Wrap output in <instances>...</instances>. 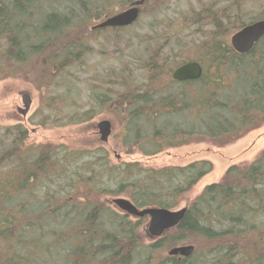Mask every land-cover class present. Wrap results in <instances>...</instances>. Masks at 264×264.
<instances>
[{"label": "trees", "instance_id": "16d2710c", "mask_svg": "<svg viewBox=\"0 0 264 264\" xmlns=\"http://www.w3.org/2000/svg\"><path fill=\"white\" fill-rule=\"evenodd\" d=\"M132 1L0 0V74L24 67L26 71L39 63L44 93L58 94L53 99L61 103L59 113L66 115L65 124L88 122L100 110L118 109V103L127 100L120 136L129 144L142 140L139 149L144 155L208 139L224 145L264 124V36L244 54L234 51L224 37L227 30L244 25L240 22L241 0H222L220 6L216 0H200L201 11L188 15L196 23L189 33L191 45L196 34L202 37L198 45L203 54L189 56L203 63L197 80L179 83L164 77L171 63L165 62L161 51L167 48L171 58L181 53L171 43L185 47L179 45L183 35L180 30L156 34L151 22L148 28H154L151 33L155 35L143 34L135 43L147 46L139 64L145 72L143 88H131V71L126 70L117 87L94 85L88 107L77 109L71 86L61 83L72 81V69L80 65L85 50L92 48L96 34L109 33L91 31L92 17ZM162 11L163 6L154 5L150 16ZM261 18L264 14L249 22ZM58 86H65L64 92L56 93ZM111 101L114 104L109 105ZM12 127L0 135V167L10 165L0 172V264H45L48 259L54 264H198L194 263L197 248L188 257L167 254L154 258L160 248L194 237L210 244L226 239L221 245L225 250L217 248L220 257L211 263L204 255L205 264H245L243 260L264 264V150L250 165L230 166L223 181L206 185L187 203L175 228L154 241L145 236L144 242L138 233L143 220H130L96 201L77 199L71 205L65 202L70 189L88 182L87 188L95 195L123 194L138 208L171 209L211 170L210 160L146 169L136 161L111 163L99 156L111 164L101 161L87 166L85 181L75 173L82 149L37 144L26 146V153H21L27 129L20 124ZM105 174L115 180L114 189L100 184ZM252 235L256 238L251 239ZM247 237L245 243L238 242ZM235 251L241 259L231 254Z\"/></svg>", "mask_w": 264, "mask_h": 264}, {"label": "rangeland", "instance_id": "374dc122", "mask_svg": "<svg viewBox=\"0 0 264 264\" xmlns=\"http://www.w3.org/2000/svg\"><path fill=\"white\" fill-rule=\"evenodd\" d=\"M222 4L223 2H220L219 6ZM125 5L126 4H122L119 7L116 6L114 11L123 8ZM169 7V10H166V7L160 14L156 12L155 16L141 17L138 23L125 30L119 32L112 31L107 35L96 34V37L93 38L90 43L92 48L85 50L86 53L81 57L80 65L77 69H72V81L64 80L66 83H61V85L66 84V86H71V96L73 94L72 99L73 102L75 101L77 103V109L83 110L88 107L86 101L90 100V90L94 85L97 87H117L118 83L123 82L126 70L131 71L129 76L132 79L128 81L130 84L132 83L131 88L136 89V86H139L141 89L143 88V85H145V72L139 67V64H141L140 59L144 58V47L146 45H135V43L140 41V36L143 34L154 36L155 33L151 32L155 27L157 30L156 34L165 35L169 33V31H175L173 25L169 26V21H172L179 11L185 13L188 8L195 10L199 9L200 0H177L176 2L172 0ZM240 8L242 16L240 22L247 23L250 21L251 17L264 14V0H241ZM101 17H92L91 23H96ZM151 22H153L155 26L153 29L147 31L148 29L145 28V26ZM156 30L154 29V31ZM233 31L234 28L227 30L224 37L229 40L230 34H232ZM184 32L188 31L184 30ZM192 38L193 37L190 36L187 45L182 48L171 43L175 51L176 48L182 51L181 53L176 52V55L172 58L168 57L167 48L162 50L161 56L166 55L165 62L172 63L183 54L194 57L201 56L203 51L201 44L198 45L202 39L201 33L194 36L193 45H191L193 42ZM145 48H147V46ZM24 69L25 67L17 68L10 71L11 73L9 74H0V135L3 134L4 128H13L12 126L20 124L27 129L28 133V137L24 143L25 146L22 145L19 149L21 153H26V146L37 144H47L52 147L64 146V148L69 150L73 148L82 149L83 156L77 160L78 166L75 168V173L76 177H78V175L84 176L82 178L85 181L87 166H97L101 161L106 162L105 159L109 160V162L111 161V163L136 161L146 169H161L172 165L182 166L201 159L210 160L212 164L211 170L184 194L182 201L176 206L182 207L186 206L188 202H191L200 194L206 185L223 181L226 176V170L230 166L245 167V165H250L264 150V124H262L238 139L224 145H219L208 139L166 148L155 155H144L139 149L142 140H136V142H130L129 144L127 142L125 143L120 136L124 130V116L122 112L124 110V103H126L127 100L120 101V103H118V109L106 107L100 110L92 120L88 122H83L81 124H65L67 120L66 115H61L59 113V106L61 103H57L56 100L53 99L58 97V94H56L55 97H51L44 93V78H40L43 71L42 66L35 62L31 65V68L27 67L26 71H24ZM123 70H125V72H123ZM64 88L65 86H58L56 93L64 92ZM23 91L29 92L32 97L31 108L24 117L16 112V106H22L20 93ZM119 91L121 92L124 90L120 89ZM112 104H114V101H111L109 105ZM102 119L111 121L113 127V134L108 142H100L93 139L94 126ZM13 132H17V130L15 129ZM4 143L7 145V139ZM99 156L105 159L100 160ZM111 163L107 164L106 162L107 165ZM8 167H10L9 164L0 167V172L2 173V171H5ZM87 183L85 185L78 184L75 187L77 192H74L73 189L75 188L70 189L72 192L68 193L65 202L73 205L77 199H80L81 202L90 200L113 208L114 206L110 203L112 196H125L123 194L114 196L101 193L95 195L87 188ZM100 184H102V187H107L109 189H114L116 186L115 180L110 179L108 176L106 177V174L101 177ZM138 233L142 241H147L142 226H139ZM255 236L258 237L259 235L256 234ZM262 237L264 236L262 235ZM250 238L254 239L256 237L252 235ZM250 238H241L238 242L245 243V239ZM199 239L200 238L194 237L180 243H191L195 246V249L197 248L194 263L205 264L204 255L208 256L212 263V258L215 256L220 257V254H216L217 248L225 250L221 245L223 240L226 239L218 241L217 243L215 241L214 244L202 242ZM206 248H208V252ZM169 249L170 247L160 248L161 251L154 252V258L166 256ZM209 251L211 252L209 253ZM231 254L236 255V260L241 259V254L237 253V251L231 252ZM249 257L254 259V255H250ZM243 263L247 264L246 260H243ZM45 264H54V261L48 259Z\"/></svg>", "mask_w": 264, "mask_h": 264}, {"label": "water", "instance_id": "95a60500", "mask_svg": "<svg viewBox=\"0 0 264 264\" xmlns=\"http://www.w3.org/2000/svg\"><path fill=\"white\" fill-rule=\"evenodd\" d=\"M137 4V3H136ZM138 7L131 6L117 14H114L95 27H121L132 24L138 16ZM264 36V18L244 24L234 31L230 37V46L234 51L240 54L248 53L254 45ZM202 74V67L196 61H190L178 66L172 73L175 80H194ZM23 107L19 110L24 114L28 111L31 104L30 95L22 94ZM98 126L101 129L102 139H106L110 132L109 121H101ZM110 203L119 211L129 214L131 217H147L145 230L150 238H159L171 231L182 219L186 207L165 208L159 206H146L138 208L127 197H113ZM195 246L193 244H182L171 247L167 254L171 256L188 257L193 254Z\"/></svg>", "mask_w": 264, "mask_h": 264}, {"label": "flooded vegetation", "instance_id": "af4514ba", "mask_svg": "<svg viewBox=\"0 0 264 264\" xmlns=\"http://www.w3.org/2000/svg\"><path fill=\"white\" fill-rule=\"evenodd\" d=\"M171 1L172 0H134V1H132V2H130V3H127L123 8H121V9H119V10H117V11H112V12H105L104 14H102V15H98V16H94V17H96V18H100L101 16V19L99 20V21H97L96 23H91V25H90V30L91 31H93V32H97V31H107V32H112V31H116V30H125V29H127V28H130L131 26H133V25H135L136 23H138V21L140 20V18L141 17H147V16H149L150 17V15H151V13H152V9H153V7H154V5L157 7V6H159V5H161V6H163V8H164V10H165V8H166V6H165V4H167L168 5V8L166 9V10H169L170 9V3H171ZM177 0H175V2H176ZM179 1H182V0H179ZM211 1H215V0H211ZM217 2H218V5H219V3L220 2H222V0H216ZM216 2V3H217ZM137 3V4H136ZM137 6L138 7V9H139V13H138V16H137V19L132 23V24H130V25H127V26H121V27H111V26H106V27H101V28H99V27H95L96 25H98L99 23H101L102 21H104L106 18H108V17H110V16H112V15H114V14H117V13H119V12H121V11H123V10H125V9H127V8H129V7H131V6ZM199 10L201 11V7H199V9H197V10H195V9H187L186 11H185V13H182V12H177V14H176V16L174 17V19H172V21H169V26H172L173 25V27H175L174 29L175 30H180L181 32H180V34H182L183 35V41H182V43L180 42L179 43V45H186L187 43H188V39H189V33H190V30L192 29H195V27H194V25H196V23H192V21H191V19H190V17H188V15L189 14H194V13H197V12H199ZM163 12V11H162ZM161 12V13H162ZM160 14V13H159ZM262 19V18H261ZM257 20H259V19H257ZM253 21H256V20H253ZM253 21H251V22H253ZM192 23V24H191ZM198 23V22H197ZM250 23V22H249ZM244 24H247V23H244ZM151 26V23H149L148 25H146L145 26V28H147L148 30L150 29V28H148V27H150ZM192 26V27H191ZM243 26V25H242ZM194 27V28H193ZM173 29V30H174ZM222 29V28H221ZM184 30H187L188 32H184ZM223 31V30H222ZM236 31V30H235ZM234 32V31H233ZM232 32V33H233ZM263 37V36H262ZM261 39V38H260ZM229 43H230V41H229ZM256 45V44H255ZM190 55H185V56H183V57H180L179 59H177V60H175L174 62H172L171 63V67H169V68H167V74H165L164 75V77L166 78V79H169V80H171V81H178L179 83H181V82H183V83H189L190 81H193V80H182V81H179V80H175V79H173V77H172V73H173V71L178 67V66H180V65H182L183 63H186V62H190V61H196V62H198L200 65H201V67H202V73H203V63H201L200 61H198L197 59H194V58H192V57H189ZM163 63H162V65L164 64L165 65V62L164 61H162ZM202 75V74H201ZM194 80H197V79H194ZM24 93H28L29 94V92H27V91H23V92H21L20 93V96L22 97V94H24ZM30 95V94H29ZM30 99H31V104H30V106H29V109H28V111L26 112V113H22L19 109L20 108H22L23 107V104H22V106H16V112H17V114H19V115H21L22 117H24V116H26L27 115V113L29 112V110H30V108H31V105H32V97H31V95H30ZM21 102H22V99H21ZM106 119H102V120H100L99 122H97L96 124H95V126H94V131H93V135H94V138L93 139H95V140H98V141H100V142H108V140H109V138L112 136V134H113V127H112V124H111V121H109V120H107V121H109V123H110V132H109V135L106 137V139H102V134H101V129H100V127L98 126V124L101 122V121H105ZM111 197V196H110ZM117 197H127V198H129L128 196H117ZM112 198H113V196H112ZM111 209H113V210H115V211H117L118 213H121V214H124V215H128L129 216V218H130V220H134V221H139V220H143L142 221V223H141V226H142V229L144 230V232H145V236L149 239V240H151V241H154V240H156V238H150V236L148 235V233L146 232V230H145V223L147 222V217L146 216H143V217H137V218H134V217H131L129 214H127V213H125V212H122V211H119L117 208H115V207H111Z\"/></svg>", "mask_w": 264, "mask_h": 264}]
</instances>
